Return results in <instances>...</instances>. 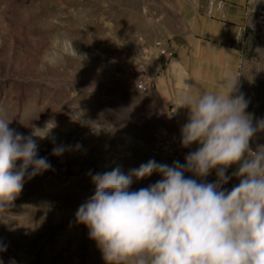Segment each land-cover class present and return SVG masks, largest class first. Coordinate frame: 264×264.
Wrapping results in <instances>:
<instances>
[{
  "label": "rangeland",
  "instance_id": "rangeland-1",
  "mask_svg": "<svg viewBox=\"0 0 264 264\" xmlns=\"http://www.w3.org/2000/svg\"><path fill=\"white\" fill-rule=\"evenodd\" d=\"M244 57L248 114L264 118V0H255ZM175 0H0V119L28 136L53 122L38 156L51 168L27 180L0 212V264H105L78 207L95 192L91 175L127 174L154 153L160 117L144 94L112 78L136 36L167 39ZM55 145L70 146L54 156ZM264 145V137L263 144ZM79 146V147H77ZM160 176L134 181L130 190Z\"/></svg>",
  "mask_w": 264,
  "mask_h": 264
},
{
  "label": "clouds",
  "instance_id": "clouds-1",
  "mask_svg": "<svg viewBox=\"0 0 264 264\" xmlns=\"http://www.w3.org/2000/svg\"><path fill=\"white\" fill-rule=\"evenodd\" d=\"M237 83L228 75L219 90L182 98L188 118L181 147L198 145L184 163L150 159L127 174L120 167L89 173L95 192L75 219L88 229L105 264H264V145L250 148L264 132V118L253 123ZM53 127L51 121L44 128L33 125L25 136L0 119V212L27 180L51 168L38 156L37 140ZM69 147L55 145L52 154L62 156ZM213 172L216 180L206 182ZM153 173L160 176L155 183L130 190ZM233 178L239 182L229 190L225 185Z\"/></svg>",
  "mask_w": 264,
  "mask_h": 264
},
{
  "label": "crops",
  "instance_id": "crops-1",
  "mask_svg": "<svg viewBox=\"0 0 264 264\" xmlns=\"http://www.w3.org/2000/svg\"><path fill=\"white\" fill-rule=\"evenodd\" d=\"M173 28L168 34L175 53L170 65L144 96L166 130L180 143V129L188 110L181 100L188 92L217 91L226 76L238 78L237 94L246 98L244 57L255 0H175ZM248 112V109L246 110ZM255 124L257 115H251ZM264 132L250 141L253 151L263 144ZM198 145L183 148L185 153ZM237 166L230 168L234 172ZM239 181L231 180V187Z\"/></svg>",
  "mask_w": 264,
  "mask_h": 264
},
{
  "label": "built area",
  "instance_id": "built-area-1",
  "mask_svg": "<svg viewBox=\"0 0 264 264\" xmlns=\"http://www.w3.org/2000/svg\"><path fill=\"white\" fill-rule=\"evenodd\" d=\"M170 39L150 40L146 36H136L126 44L124 56L116 59L112 65V78L118 85L137 94H148L156 80L163 74L174 58ZM154 153L161 159L184 163L187 155L181 144L173 139L168 131L157 130L154 133ZM227 174L231 175L230 168ZM216 180L215 172L206 182ZM231 181L225 185L230 188Z\"/></svg>",
  "mask_w": 264,
  "mask_h": 264
}]
</instances>
